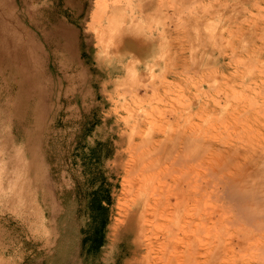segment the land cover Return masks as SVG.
Listing matches in <instances>:
<instances>
[{"label": "rangeland", "instance_id": "obj_1", "mask_svg": "<svg viewBox=\"0 0 264 264\" xmlns=\"http://www.w3.org/2000/svg\"><path fill=\"white\" fill-rule=\"evenodd\" d=\"M3 1L10 7L3 16L17 33L21 15L28 18L40 7L45 11L34 21L43 29L55 20L66 23L76 33L80 66L65 72L59 53L48 49L44 69L55 82L44 78L40 103L30 87L19 103V79L0 71V264H124L130 236L112 227L130 211L144 172L136 157L152 151L156 135L180 127L209 142L204 156L212 152L220 166L231 150L255 143L252 135H242L241 121L253 113L264 119V0H152L148 8V0H75L74 6L26 0L24 8L18 0ZM129 14L151 31L131 34L145 41L142 51L126 53L120 46ZM25 23L30 36L36 33L34 23ZM78 74L88 94L80 101L77 84L60 81ZM128 144L136 145L138 155L130 156ZM197 171V194L207 205L204 221H197L203 256L208 241L228 242L241 226L230 219L231 204L214 178ZM159 255L153 244L139 259L167 264Z\"/></svg>", "mask_w": 264, "mask_h": 264}, {"label": "bare ground", "instance_id": "obj_2", "mask_svg": "<svg viewBox=\"0 0 264 264\" xmlns=\"http://www.w3.org/2000/svg\"><path fill=\"white\" fill-rule=\"evenodd\" d=\"M44 1L33 0L36 5H40ZM25 2L26 0H18L21 8L26 7ZM152 2V0H148L145 4L147 8L153 5ZM64 3L66 6H74L75 0H64ZM110 4L114 6L113 1ZM130 6L132 9L135 7L132 3ZM137 6L141 8V5ZM3 9L8 11L10 7L8 3L0 0V71L8 72L19 79L17 83L19 103L24 97L29 96L26 92L27 87L31 88L32 96L40 103L44 99L42 91L44 78L49 84L52 83L48 78L55 82L52 79L54 73L51 71V75H48L44 69L45 60L48 53L50 54L48 49H52L53 53H59L65 72H69L70 69L77 70L80 66L77 60L76 33L60 20H55L48 28L43 29L39 19L34 21L36 17L40 18L45 11L42 7L37 9L35 14L30 16L27 14L28 18L24 19L21 15L17 33L15 26L11 25L10 19L3 16ZM110 13L114 14L112 8ZM125 15L123 19L126 20L128 17V21L123 29L125 35L122 40H119L120 46L126 53L132 51L133 48L142 51L145 41L133 39L131 34L144 35L146 29L142 22L132 18L134 14H129L127 17ZM136 18L138 17L136 16ZM27 21L34 23V28L37 29L32 36L28 34L29 30L25 23ZM116 30L119 31L118 26ZM146 31L151 32L150 29ZM103 49L109 51L107 47H103ZM29 64L31 68L28 66ZM31 74H34L35 77ZM129 77L130 73L127 72L126 85L133 83L132 77H130L131 80ZM60 81L77 84L76 91L78 90V92L74 96L77 101L88 96L83 90L85 81L81 74L62 77ZM4 117L6 118V116ZM235 120L239 124L242 123V135H252L255 143L251 141L246 143L245 151L233 149L228 152L230 154V156L228 154V162L223 163V166H220L219 160L212 152H208V155L204 156V152L211 149L209 142L202 143L199 138L191 137L184 130L181 131L180 127L173 128L170 132L167 129L163 130L160 135H156V141L152 138L154 137L152 132L149 134L152 137L146 136L147 139L148 137L152 138L155 144L153 143L154 146H151L153 149L149 146L152 150L150 153L142 155L141 159L136 157L138 158L137 162H144L142 168L144 172L140 171L142 179H139L138 184L135 183L132 190L130 211H126L123 218H120V221L117 220L118 223L116 225L114 223V227H112L113 232L121 231L126 236H130L128 258L124 264H142L146 260V256L145 259L143 258L144 260H140L141 253L153 244L160 251V255L156 257L157 260L167 264H199L198 257L208 259L209 264H264V119L259 113L251 114L244 121L252 120L253 126H250V123L242 121L240 123L237 119ZM260 137L261 141L258 140ZM144 142H148V140ZM134 148L128 151L137 150ZM139 151L142 152V150ZM133 152L132 155H128L136 154ZM218 152L225 154L226 151L219 148ZM156 156L160 158H155ZM197 159H201V162L197 163ZM133 160L132 163L137 164ZM198 167L206 170L205 177L214 178L219 186V191L231 204L234 215L230 219L233 223L241 226V231L237 235L228 236V242L208 241L203 256L196 246L197 221H204L203 214L206 212L207 205L201 203L197 194ZM150 170L149 175L148 171ZM147 172L148 174H146ZM126 175L129 173H125ZM207 234L210 238L213 233L208 229ZM110 240L112 239L110 238ZM235 250L241 251V254L237 255Z\"/></svg>", "mask_w": 264, "mask_h": 264}]
</instances>
